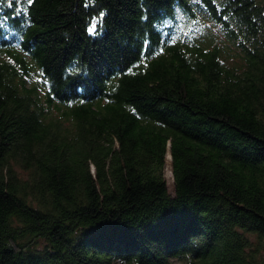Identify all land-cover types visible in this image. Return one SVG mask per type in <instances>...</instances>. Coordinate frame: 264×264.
<instances>
[{
	"label": "trees",
	"instance_id": "1",
	"mask_svg": "<svg viewBox=\"0 0 264 264\" xmlns=\"http://www.w3.org/2000/svg\"><path fill=\"white\" fill-rule=\"evenodd\" d=\"M0 24V264H264V0Z\"/></svg>",
	"mask_w": 264,
	"mask_h": 264
},
{
	"label": "rangeland",
	"instance_id": "2",
	"mask_svg": "<svg viewBox=\"0 0 264 264\" xmlns=\"http://www.w3.org/2000/svg\"><path fill=\"white\" fill-rule=\"evenodd\" d=\"M219 39H221V38H219ZM166 159H167V162H166V165H165V168H164V175H165V178H166V182L168 184V187L170 188V185L172 183V175H171L170 166H169L170 156H166ZM175 264H182V263L176 262Z\"/></svg>",
	"mask_w": 264,
	"mask_h": 264
},
{
	"label": "snow or ice",
	"instance_id": "3",
	"mask_svg": "<svg viewBox=\"0 0 264 264\" xmlns=\"http://www.w3.org/2000/svg\"><path fill=\"white\" fill-rule=\"evenodd\" d=\"M11 2H12V0H9V3H11ZM33 2H34V0H27V3H28L29 5H31ZM101 15H103V13H101ZM0 27H3V25L0 24ZM95 30H96V25L93 23V24L88 28V32H89V33H94ZM127 71H128V72H132V71H133V68L129 67V68L127 69ZM38 79H40V78L38 77Z\"/></svg>",
	"mask_w": 264,
	"mask_h": 264
}]
</instances>
